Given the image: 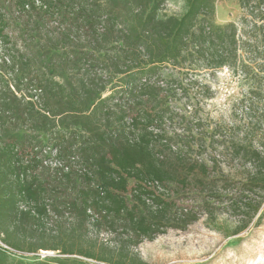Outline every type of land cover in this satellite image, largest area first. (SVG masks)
Wrapping results in <instances>:
<instances>
[{"label":"trees","instance_id":"16d2710c","mask_svg":"<svg viewBox=\"0 0 264 264\" xmlns=\"http://www.w3.org/2000/svg\"><path fill=\"white\" fill-rule=\"evenodd\" d=\"M170 1L0 0V240L5 245L26 251L15 232L25 222L43 220L59 202L64 214L83 223L122 224L135 245L168 226L185 229L200 219L199 210L215 222L216 202L262 220L264 143L228 135L220 124L187 140L170 134L166 123L185 119L174 105L177 91L188 95L200 84L186 81L189 70L241 66L244 73L249 66L243 51L264 58V0H240L254 21L253 41L236 23L215 21L216 0H185L181 15L165 11ZM168 65L176 72L165 75ZM165 147L208 158L187 166L165 156ZM47 148L68 161L54 171L44 163ZM224 163L236 164L241 178L218 176ZM131 179L137 183L133 187ZM232 182L236 188L227 185ZM184 195L195 205L184 206ZM62 252L73 249L63 246ZM0 264L76 263L3 256Z\"/></svg>","mask_w":264,"mask_h":264},{"label":"rangeland","instance_id":"374dc122","mask_svg":"<svg viewBox=\"0 0 264 264\" xmlns=\"http://www.w3.org/2000/svg\"><path fill=\"white\" fill-rule=\"evenodd\" d=\"M184 6L185 0H173L165 6V11L181 15ZM215 21L218 24L234 22L246 33H243L244 38L254 40L251 33L254 21L240 0H216ZM241 55L249 66L244 73L241 66L237 69L223 67L218 70H189L185 76L187 80L184 79L188 82L197 80L200 84L189 91L188 95L180 91L175 94L177 103L174 106L180 114H184L185 119L176 118L172 124L167 122L166 128L170 134L176 132L192 140L191 135L195 136L204 130L211 132L216 124H220L228 135L232 132L237 138L253 140L255 145L264 143V58L249 51H243ZM173 70L176 72L171 65L163 68L165 75L171 74ZM204 84L208 86L211 97L207 95L209 90L202 87ZM194 102L198 104L197 107ZM42 138L46 140L47 135L43 134ZM163 149L165 156L183 159L187 166L194 159L208 158L204 152L201 156L190 151L181 154L176 149ZM45 153L44 163L54 171L60 168L59 163L68 161L66 156L58 154L55 149L47 148ZM222 166L224 173H217L218 176L225 178L226 175L231 181L241 178L236 164L224 163ZM135 184L134 179L129 181L130 187ZM227 185L237 187L233 182ZM170 189L175 190L174 187ZM162 190L156 189L159 193ZM182 201L184 206L195 205L189 195H184ZM214 206L217 208L215 222L198 209L200 219L185 229L168 226L154 239H146L135 245L123 230L122 224L110 227L96 226L91 221L83 223L76 217L64 214L59 202L51 206L48 216L43 220L34 224L25 222L22 230L15 232V239L27 248L26 251H16L0 240V257L7 256L25 262L56 257L76 264H264V217L258 222V215L248 219L242 209L232 207L226 201L216 202ZM23 207L27 208L28 205ZM39 245L51 249L37 248ZM63 246L73 249V253L64 254ZM79 250L86 255L91 254L93 258L78 254Z\"/></svg>","mask_w":264,"mask_h":264},{"label":"built area","instance_id":"2783aa9c","mask_svg":"<svg viewBox=\"0 0 264 264\" xmlns=\"http://www.w3.org/2000/svg\"><path fill=\"white\" fill-rule=\"evenodd\" d=\"M153 186H156L157 188H159V189H160V186L158 185V183H157V182L153 183Z\"/></svg>","mask_w":264,"mask_h":264}]
</instances>
